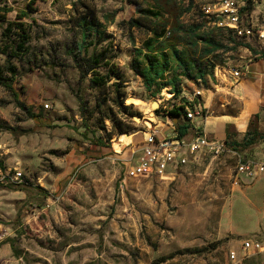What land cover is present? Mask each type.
Returning a JSON list of instances; mask_svg holds the SVG:
<instances>
[{"label": "rangeland", "instance_id": "rangeland-1", "mask_svg": "<svg viewBox=\"0 0 264 264\" xmlns=\"http://www.w3.org/2000/svg\"><path fill=\"white\" fill-rule=\"evenodd\" d=\"M190 1L187 25L202 22L203 7L222 0L184 3ZM238 6L252 35L237 36L209 19L204 28L234 44L222 54L223 74L246 66V46L254 61L264 59V32L258 33L264 31V0H238ZM153 7V0H0V264H178L185 238L217 229L234 197L239 158L264 163V140L247 147L241 139L227 142L220 156L203 157L187 176L181 168L168 179L132 175L145 134L165 127L184 95L200 88L183 79L179 97L170 87L146 89L145 64L135 60V50L151 34L128 19L146 27L150 20L140 11ZM81 45L76 59L71 52ZM92 55L100 65L87 74ZM111 67L120 81L105 80ZM249 104L217 96L204 114L238 116ZM253 105L250 137L255 130L264 137V103ZM243 181L242 188L251 180ZM188 256V264L197 263ZM197 257L210 263L209 254Z\"/></svg>", "mask_w": 264, "mask_h": 264}, {"label": "crops", "instance_id": "crops-1", "mask_svg": "<svg viewBox=\"0 0 264 264\" xmlns=\"http://www.w3.org/2000/svg\"><path fill=\"white\" fill-rule=\"evenodd\" d=\"M208 25L211 24L209 23ZM203 32L205 33V29H203ZM263 32L258 30V33ZM206 34L212 35L213 33L208 31ZM225 45L230 48L234 46V44ZM243 49L245 51L241 54V59L245 61L246 66L242 70L246 71L248 76L238 82L231 76V72L225 70L226 73L223 74L221 68L217 67L214 76H207L205 87L202 90V97L197 99L205 112L213 109L217 96L223 101L228 99L229 96H239L245 102L249 99L255 105L260 106L264 103V59L254 61L255 58H252L253 50L249 46ZM221 52L223 51L219 53ZM250 73L257 74L258 78L256 81L248 79ZM185 96L188 97L189 95L185 94ZM253 104H249L247 110L238 116L212 115L205 117L207 121L204 118H197L191 123L183 115L179 118H169L168 122H163L165 127L153 130H156L160 137H173L176 134L179 135L182 128L189 127L188 134L184 138L191 140L196 134L195 128H199L211 139L223 140L226 143H241V139H245L247 132L250 131ZM257 115H255V119ZM206 156L198 155L197 159L190 160L188 165L180 167L184 169L181 176L193 174L194 170L198 171L196 165H200L203 161L202 158ZM178 169L173 171L172 176L177 173ZM256 179H248L251 181L245 183L246 186L244 188L241 185H234L233 200L231 204L229 202L226 203L219 214V225L214 232L205 233L203 236L194 235L192 238L187 237L184 239L181 248L183 253L186 254L183 257V261H179V258L176 260L178 264H188L186 262V258L190 257L188 254L193 255L194 260L195 258L198 259L195 264H207L204 260L197 257L198 255L205 256L207 254H209V264H238L230 258V255L235 253L237 259H243L245 241H264V182L254 181ZM241 182H245L243 177ZM242 203L246 206H243ZM244 209H246L245 214L236 215L237 210L241 211ZM235 223H239V227ZM172 261L174 262L175 260ZM241 264H264V252L251 255L249 258L244 259Z\"/></svg>", "mask_w": 264, "mask_h": 264}, {"label": "trees", "instance_id": "trees-1", "mask_svg": "<svg viewBox=\"0 0 264 264\" xmlns=\"http://www.w3.org/2000/svg\"><path fill=\"white\" fill-rule=\"evenodd\" d=\"M153 1V8L140 11L145 18L150 20L146 27L140 21L134 19L133 16L128 19V23L132 27L146 28L147 32L151 34L144 42L143 47L135 50V60H143V64H145V67L140 71V75L144 80L146 89L152 91L157 88L159 92H162L170 87L174 97H179L184 90L183 79L195 83L202 80L205 87L207 76H214L217 67L225 66L222 54L235 49L218 41L214 34L208 35L203 32V29L210 22L206 21L205 17H203L202 22L197 24L187 25L183 22L184 16L192 11V1L188 5L184 3V0ZM133 5L137 8L136 3ZM250 6L252 8V5ZM0 11H2L1 8ZM23 16L26 17L27 15L23 14ZM88 27L91 28L89 25ZM83 51L84 46L81 45L78 47L77 52L73 51L71 54H74L78 59ZM220 51L223 52L219 53ZM86 64V73H95L100 65V60L92 55ZM110 71L113 74L110 77H104L105 80L116 78L120 81L118 71L113 67L110 68ZM168 74H172V77L170 80L165 81ZM5 86L13 90L12 84L5 83ZM183 100L184 104L182 106L175 107L170 111L172 118H179L183 115L186 117V112L191 105L187 100V96L184 95ZM21 107L29 116L36 117L31 110L23 105ZM188 128L181 129L180 137L188 134ZM251 133L252 131H248L245 137L244 145L247 147L254 146L259 140H264L259 130L253 131L252 137H250Z\"/></svg>", "mask_w": 264, "mask_h": 264}, {"label": "built area", "instance_id": "built-area-1", "mask_svg": "<svg viewBox=\"0 0 264 264\" xmlns=\"http://www.w3.org/2000/svg\"><path fill=\"white\" fill-rule=\"evenodd\" d=\"M203 12L206 19L214 20L216 27L226 29L237 36L252 35L253 33L252 28H245L241 23V9L238 6V0H222L214 8L203 7ZM231 76L239 82L246 78L248 73L239 68H232ZM195 84L200 88L193 95L187 97L191 106L186 112L185 119L191 123L197 118L205 119L206 117L204 109L197 100L202 97L204 83L202 80H198ZM46 107L49 108L50 106L46 105ZM195 131L196 134L191 140L180 137L178 134L173 137H160L156 130L146 133L144 146L141 149V154L137 157L132 175L138 178L158 177L168 179L172 176L174 170L188 165L191 157L197 159L198 155L220 156L225 152L226 142H217L211 139L199 128H195ZM263 175L264 163L240 157L236 167L234 185L239 186L242 177L256 179ZM21 177L22 175L18 174L16 180ZM124 182L127 183V177ZM244 251L243 259H237L235 253H232L230 258L241 264L244 259L249 258L251 255L263 253L264 243L247 240L244 242Z\"/></svg>", "mask_w": 264, "mask_h": 264}, {"label": "bare ground", "instance_id": "bare-ground-1", "mask_svg": "<svg viewBox=\"0 0 264 264\" xmlns=\"http://www.w3.org/2000/svg\"><path fill=\"white\" fill-rule=\"evenodd\" d=\"M140 119H138V121H139Z\"/></svg>", "mask_w": 264, "mask_h": 264}]
</instances>
